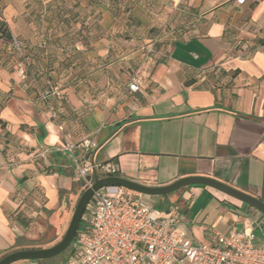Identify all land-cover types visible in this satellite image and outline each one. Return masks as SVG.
Returning a JSON list of instances; mask_svg holds the SVG:
<instances>
[{
    "label": "crops",
    "instance_id": "0c3cea01",
    "mask_svg": "<svg viewBox=\"0 0 264 264\" xmlns=\"http://www.w3.org/2000/svg\"><path fill=\"white\" fill-rule=\"evenodd\" d=\"M116 1L0 0L20 43L18 52L0 39V257L63 206L75 176L60 153L40 150L65 140L93 138L95 162L143 185L207 176L264 203V0ZM138 2L169 19L141 30ZM49 86L61 95L42 99ZM140 198L163 212L177 204L199 242L252 224V242L264 243V215L213 187Z\"/></svg>",
    "mask_w": 264,
    "mask_h": 264
},
{
    "label": "built area",
    "instance_id": "2783aa9c",
    "mask_svg": "<svg viewBox=\"0 0 264 264\" xmlns=\"http://www.w3.org/2000/svg\"><path fill=\"white\" fill-rule=\"evenodd\" d=\"M11 44L20 51L18 40L12 37ZM16 68L20 74L25 71L23 62ZM139 85L140 81L132 77L129 89L137 90ZM50 95L60 96L61 91L49 86L41 98ZM95 147L94 139L86 136L77 142L65 140L60 146L43 148L40 154L60 153L72 174L88 187L93 182V170L98 176L115 175L118 170L112 160L95 162ZM81 220L83 226L74 236L65 264H264V243L253 245L252 224L242 231L216 233L212 242H199L180 227L177 204L163 212L142 201L140 193L121 185L108 184L95 190Z\"/></svg>",
    "mask_w": 264,
    "mask_h": 264
},
{
    "label": "water",
    "instance_id": "95a60500",
    "mask_svg": "<svg viewBox=\"0 0 264 264\" xmlns=\"http://www.w3.org/2000/svg\"><path fill=\"white\" fill-rule=\"evenodd\" d=\"M92 174L93 182L79 195L68 226L60 240L48 247H33L13 250L0 257V264H11L19 260L50 258L64 251L74 239L82 217V213L93 192L98 188L108 184L121 185L132 191L146 195H164L188 185H206L220 190L234 198L241 200L242 202L257 208L264 215V203L259 199L237 190L228 184L207 176H184L166 185L147 186L116 175L100 177L97 175L95 170H93Z\"/></svg>",
    "mask_w": 264,
    "mask_h": 264
},
{
    "label": "rangeland",
    "instance_id": "374dc122",
    "mask_svg": "<svg viewBox=\"0 0 264 264\" xmlns=\"http://www.w3.org/2000/svg\"><path fill=\"white\" fill-rule=\"evenodd\" d=\"M128 1L127 0H117L115 3L117 5L118 10H124L128 9ZM146 4V3H145ZM144 2L140 3L138 2V5L131 6L133 8V14H135L136 19L140 21L141 30L142 28L147 29V25H151L152 23H159L163 22L165 20H168L169 17L165 16L164 14V6L161 8V10L157 11V8L159 6L154 5H145ZM142 32V31H141ZM145 32V31H144ZM145 34V33H144ZM144 49L147 51L148 47L146 45H143ZM134 78H137L141 83V76L140 74H134ZM100 175V174H99ZM73 176V175H72ZM101 176V175H100ZM74 177V176H73ZM74 181L71 183L70 189L63 193L64 202L63 206L59 207L60 209L55 211H44L41 215H38L39 218H35L38 224H41L40 226L36 225L33 227V230L37 233V235L31 239H28L25 241L27 247H48L56 243L58 240L61 239L63 236L69 220L71 218V215L73 213V210L75 208L76 202L78 200L79 195L81 192L86 188L83 187V185H80V182L78 179L74 177ZM155 207L158 209L162 208V204L158 203L155 204ZM36 224V223H35ZM255 235L257 233L255 232ZM253 245H259L256 244V242H252ZM72 245L70 244L63 253L60 255L52 258L44 260L43 262L47 264H65V259L70 253ZM17 248H15L16 250Z\"/></svg>",
    "mask_w": 264,
    "mask_h": 264
},
{
    "label": "trees",
    "instance_id": "16d2710c",
    "mask_svg": "<svg viewBox=\"0 0 264 264\" xmlns=\"http://www.w3.org/2000/svg\"><path fill=\"white\" fill-rule=\"evenodd\" d=\"M0 39H2L3 41H5V42H7V43H11L12 42V36H11V33H10V31H9V28H8V26H7V24L0 18ZM14 49V48H13ZM13 51H15V49L14 50H12V54L14 53ZM49 97V96H48ZM48 97L46 98V99H48ZM46 99H44V100H46ZM67 161V160H66ZM79 182H80V185H83V183H82V181L81 180H78ZM84 187V186H83ZM83 226V222H82V220H80V223H79V226H78V230L81 228ZM23 248H33V247H27V245H22V246H20L19 248H17V249H23ZM66 250V249H65ZM64 250V251H65ZM71 250H72V247H71ZM71 250H70V253H71ZM61 253H63V251L61 252ZM61 253H59V254H57V255H55V256H53V257H50V258H45V259H36L37 261H41V260H47V259H52V258H54V257H56V256H58V255H60ZM70 253L68 254V256L66 257V259H65V261L68 259V257H69V255H70Z\"/></svg>",
    "mask_w": 264,
    "mask_h": 264
},
{
    "label": "flooded vegetation",
    "instance_id": "af4514ba",
    "mask_svg": "<svg viewBox=\"0 0 264 264\" xmlns=\"http://www.w3.org/2000/svg\"><path fill=\"white\" fill-rule=\"evenodd\" d=\"M77 231H78V229H77ZM77 231H76V232H77Z\"/></svg>",
    "mask_w": 264,
    "mask_h": 264
}]
</instances>
